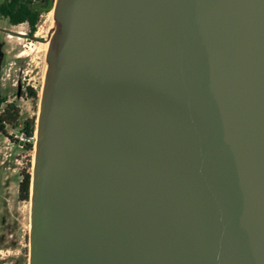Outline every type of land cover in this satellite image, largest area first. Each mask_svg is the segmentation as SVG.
Here are the masks:
<instances>
[{"label":"water","instance_id":"obj_1","mask_svg":"<svg viewBox=\"0 0 264 264\" xmlns=\"http://www.w3.org/2000/svg\"><path fill=\"white\" fill-rule=\"evenodd\" d=\"M29 264H264V0H55Z\"/></svg>","mask_w":264,"mask_h":264},{"label":"rangeland","instance_id":"obj_2","mask_svg":"<svg viewBox=\"0 0 264 264\" xmlns=\"http://www.w3.org/2000/svg\"><path fill=\"white\" fill-rule=\"evenodd\" d=\"M3 1L0 0V3ZM54 23L53 10L43 15L37 29L38 41H35L18 34L29 32L26 24L10 26L0 16V97L6 98V103L16 105L20 114V122L31 118H36L37 122L47 69L46 53ZM27 87H31L37 92L38 99L22 94L25 93ZM19 91H21V95H18ZM7 132L8 135H19L20 126L17 128L8 127ZM0 157L11 160L16 158L17 164L10 162L12 168L15 167L16 171L24 168L32 173L34 146L32 151L27 150L22 143L13 142L0 133ZM15 183L16 180L11 181L12 191L15 190ZM28 209L29 207L24 208L26 215ZM25 224L29 228L28 220L25 221Z\"/></svg>","mask_w":264,"mask_h":264},{"label":"flooded vegetation","instance_id":"obj_3","mask_svg":"<svg viewBox=\"0 0 264 264\" xmlns=\"http://www.w3.org/2000/svg\"><path fill=\"white\" fill-rule=\"evenodd\" d=\"M11 0H4L0 7L9 3ZM21 5L26 4L34 13L37 14V21L34 29L28 21L19 24H11L1 13L0 16L7 21L10 26L26 24L29 28L28 33H18L26 39L38 41L37 29L43 15L51 12L55 0H19ZM51 5V8L48 7ZM23 94V93H22ZM18 95H21L19 91ZM21 131V130H20ZM8 138V136H5ZM13 142L21 141L13 140ZM27 143H22L26 149ZM0 157V264H29L30 255V223H31V201L30 186L25 192L26 176L32 175L30 170L20 168L19 171L12 168V164H17V159ZM17 162V163H16ZM12 173L10 174V172ZM10 174V175H9ZM16 180L15 190L12 191L11 181ZM28 208L26 211L24 208ZM28 220L29 228L25 224Z\"/></svg>","mask_w":264,"mask_h":264},{"label":"trees","instance_id":"obj_4","mask_svg":"<svg viewBox=\"0 0 264 264\" xmlns=\"http://www.w3.org/2000/svg\"><path fill=\"white\" fill-rule=\"evenodd\" d=\"M51 8V5L48 9ZM0 13L9 20L13 25L21 22L28 21L31 28L34 29V25L37 21V14L34 13L26 4L21 5L19 0H11L9 3L0 7ZM30 98L38 99L37 92L27 87L25 93ZM6 98L0 97V133L8 136L7 128H17L20 126V130L25 132L28 137H34L36 132V118L24 119L20 122L19 110L14 103H6ZM4 106V107H3ZM34 141L26 144L27 150H33ZM31 175L26 176L25 192L29 190Z\"/></svg>","mask_w":264,"mask_h":264},{"label":"built area","instance_id":"obj_5","mask_svg":"<svg viewBox=\"0 0 264 264\" xmlns=\"http://www.w3.org/2000/svg\"><path fill=\"white\" fill-rule=\"evenodd\" d=\"M36 134V132H35ZM35 135L34 137H28L25 132L20 131L19 135H8V139L10 140H16V141H21L22 143H30L35 140Z\"/></svg>","mask_w":264,"mask_h":264}]
</instances>
